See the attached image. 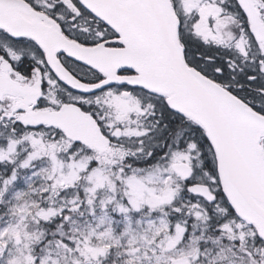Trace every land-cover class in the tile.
<instances>
[{
    "label": "snow or ice",
    "instance_id": "snow-or-ice-1",
    "mask_svg": "<svg viewBox=\"0 0 264 264\" xmlns=\"http://www.w3.org/2000/svg\"><path fill=\"white\" fill-rule=\"evenodd\" d=\"M0 264H264V0H0Z\"/></svg>",
    "mask_w": 264,
    "mask_h": 264
}]
</instances>
